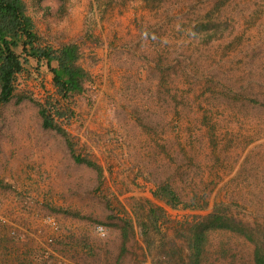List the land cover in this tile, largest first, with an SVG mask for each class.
I'll return each mask as SVG.
<instances>
[{
  "label": "rangeland",
  "instance_id": "374dc122",
  "mask_svg": "<svg viewBox=\"0 0 264 264\" xmlns=\"http://www.w3.org/2000/svg\"><path fill=\"white\" fill-rule=\"evenodd\" d=\"M143 4L154 13L136 18L147 33L138 44L161 50L160 84L104 85L92 72L83 93L63 100L33 60L0 103V212L22 227L14 236L0 222V264H186L191 224L216 207L264 229V0ZM37 30L42 45L70 43ZM47 96L66 109L61 132L43 126ZM163 184L175 206L154 194ZM254 248L242 233L213 228L201 264H256Z\"/></svg>",
  "mask_w": 264,
  "mask_h": 264
},
{
  "label": "trees",
  "instance_id": "16d2710c",
  "mask_svg": "<svg viewBox=\"0 0 264 264\" xmlns=\"http://www.w3.org/2000/svg\"><path fill=\"white\" fill-rule=\"evenodd\" d=\"M149 6H156L163 0H144ZM37 65L45 63L52 73L57 96L69 100L72 95L83 93L92 81V72L82 64V52L78 43L70 42L60 47L42 45L34 18L25 0H0V103L9 102L16 91L18 77L28 71L31 61ZM40 114L43 126L63 131L57 125L58 118L66 116L53 96H47L41 104ZM76 160L82 161L79 156ZM154 194L172 206L178 202L176 192L169 184H163ZM155 211L151 209L152 213ZM221 211V210H220ZM218 208L196 220L192 225L193 238L190 243L191 254L186 264H201V256L207 233L213 228H228L245 235L254 241L256 264H264V229L248 226L234 216L220 212ZM257 232V238L255 237Z\"/></svg>",
  "mask_w": 264,
  "mask_h": 264
},
{
  "label": "crops",
  "instance_id": "0c3cea01",
  "mask_svg": "<svg viewBox=\"0 0 264 264\" xmlns=\"http://www.w3.org/2000/svg\"><path fill=\"white\" fill-rule=\"evenodd\" d=\"M25 1L40 33L66 37L80 45L85 58L96 59L86 65L96 82L104 85L160 84L163 64L159 61L164 60L161 50H152L149 55V49L138 44L139 38L147 33L146 28L139 27L136 18L142 16L145 23V15L147 19V15L154 13L144 1H137L142 5L139 8L128 3L123 13L118 12L119 7H114L118 0ZM87 31L94 32L98 41H93L92 37L87 39ZM181 58L179 55L178 61Z\"/></svg>",
  "mask_w": 264,
  "mask_h": 264
},
{
  "label": "built area",
  "instance_id": "2783aa9c",
  "mask_svg": "<svg viewBox=\"0 0 264 264\" xmlns=\"http://www.w3.org/2000/svg\"><path fill=\"white\" fill-rule=\"evenodd\" d=\"M55 118L58 119V117L55 115ZM62 118V117H61ZM23 197L21 195H18V198H16V203L17 204V210L16 212L18 213V215L20 216L22 214V208L25 202H22ZM167 209V211H171L168 207H165ZM0 222L7 226V228L9 229V232L11 235L17 236V235H21L22 236V227L17 224L15 221H13L8 215L4 214L3 212H0ZM43 222L45 226H47L49 228V230L51 231V233H54L58 228H59V222L57 220V218L51 214L45 215V217L43 218ZM96 229L98 231V233L101 236H106L107 234V230L104 224H98L96 226ZM46 244H53L54 242V235L49 234L48 236L45 237ZM47 251L51 252L52 250L49 247H46ZM54 253V252H53Z\"/></svg>",
  "mask_w": 264,
  "mask_h": 264
}]
</instances>
